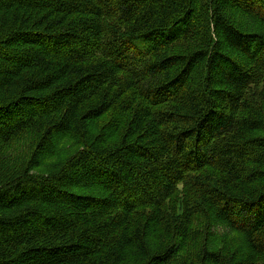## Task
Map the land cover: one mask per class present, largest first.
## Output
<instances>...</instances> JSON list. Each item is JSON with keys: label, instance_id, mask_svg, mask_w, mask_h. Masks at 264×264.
<instances>
[{"label": "trees", "instance_id": "obj_1", "mask_svg": "<svg viewBox=\"0 0 264 264\" xmlns=\"http://www.w3.org/2000/svg\"><path fill=\"white\" fill-rule=\"evenodd\" d=\"M0 264H264V0H0Z\"/></svg>", "mask_w": 264, "mask_h": 264}]
</instances>
